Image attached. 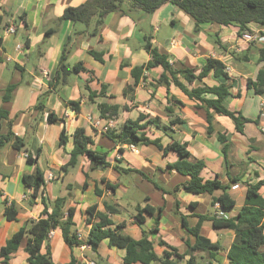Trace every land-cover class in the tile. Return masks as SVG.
<instances>
[{
	"label": "crops",
	"instance_id": "crops-1",
	"mask_svg": "<svg viewBox=\"0 0 264 264\" xmlns=\"http://www.w3.org/2000/svg\"><path fill=\"white\" fill-rule=\"evenodd\" d=\"M87 1L0 0V110H7L12 121L10 128L9 122H4L2 134L6 136L12 129L14 136L25 140L22 151L15 150L12 142L0 147V250L28 223L43 218L45 197L50 201L67 198L66 208L75 210L74 220L81 234L78 238L83 242L82 246L70 247L62 231L55 230L42 248V254L49 248L54 264H69L73 258L81 264L90 261L124 264L126 250L110 246L108 240L101 244L97 254L86 244L92 228L86 223V212L91 207L105 212L106 203L119 210L118 215L112 216L116 225H124L118 233L134 240H141L146 233L160 257L170 251L160 245V240L185 254L194 239L184 227L183 219L192 228L199 224V216L221 213L217 206H211L212 196L183 190L165 193L158 189L155 183L166 191H174L189 180L170 169V165L180 160L179 155L172 151L164 155L153 145H134L137 152H133L128 144L108 138L102 128L109 126V132L119 134L128 121L142 117L158 120L167 131L151 126L144 130L146 137L159 140L164 146L173 140L187 143L193 158L206 164L201 173L204 181L218 177L228 187L227 193L236 201V207L226 214L236 216L244 206L249 184L262 182L260 193L264 197V96L248 88V81H255L264 67L259 53L264 48V28L250 25V33L243 37L233 26L205 25L196 33L194 19L173 3L152 14L142 10L111 13L97 31L94 23L87 26L60 21L67 8L79 7ZM12 26L16 33L8 34L6 30ZM251 36L257 39L251 41L248 38ZM147 38L176 70L200 73L208 59L222 62L229 79L211 73L192 85L183 79L181 82L189 89L229 84L230 95L222 103L250 121L244 135L236 131L230 118L216 112H212L213 129L209 134L207 110L175 85L157 84L164 72L162 67L139 73L138 86L128 93L129 87L135 85L132 70L146 66L152 59L145 48ZM173 41L176 46H172ZM66 49V66L70 70L78 67L79 72L68 77L65 85H59L55 78ZM92 52L99 54L102 61ZM12 85L17 86L12 100L4 102V94ZM206 98L216 99V96ZM71 102L80 104V113L70 106ZM40 104L45 105L44 111L37 110ZM100 105L116 107L118 114L113 119H104ZM51 113L59 122H48ZM90 116L102 120L100 127L90 123ZM63 129L69 139L65 147L60 143ZM78 129L92 138L93 150L107 154L111 168L95 167L87 157L69 165L75 147L73 136ZM219 135L228 144L226 156ZM25 155L32 158L39 155L37 163H29ZM115 166L140 171L146 177L134 172L119 173ZM38 171L44 173L45 180L54 174L55 180L45 184L44 193L32 202V191L25 189L23 177ZM107 183L116 185V189L109 190ZM221 193L218 191L215 196ZM12 205L19 212L14 221L8 220L6 213ZM147 205L163 208L157 235L151 233L154 216L145 215L141 226L135 217L137 210ZM202 235L222 247L217 259L208 264H228L227 255L235 233L215 229L208 221L202 226ZM27 244L25 238L9 264H29ZM198 255L209 261L207 254ZM187 259L177 263L186 264Z\"/></svg>",
	"mask_w": 264,
	"mask_h": 264
},
{
	"label": "trees",
	"instance_id": "trees-1",
	"mask_svg": "<svg viewBox=\"0 0 264 264\" xmlns=\"http://www.w3.org/2000/svg\"><path fill=\"white\" fill-rule=\"evenodd\" d=\"M167 3H173L194 19L196 22V33L205 25L233 26L239 29V35L243 37L250 33V25L256 24L264 28V0H88L79 7L67 8L60 21L82 23L87 26L94 23L97 31L103 25L104 19L111 13L142 10L145 13L152 14ZM217 44L223 47L220 41ZM145 48L152 59L146 66L132 70L135 77V85L129 87L128 93L134 91V88L138 86L140 82L139 73H143L144 70L162 67L164 72L157 84H164L168 87L171 84L175 85L190 99L198 102L200 107L207 110L209 134H211L213 129L212 112H216L221 116L230 118L236 126V131L244 135L246 124L250 121L241 113L228 110L222 103L230 95L229 84L217 87L200 86L189 89L181 82V79H183L186 83L192 85L198 81H203L211 73H214L216 77L223 76L229 79L226 73V66L222 62L210 58L200 73L189 69L176 70L170 64L166 55L160 54L157 49L152 47L149 38H147ZM259 53L260 62L264 63V48L260 49ZM92 54L96 59L102 61V57L99 54L95 52H92ZM67 57L68 50L66 49L61 57L60 68L55 78L59 85H65L68 82V77L73 73L79 72L78 67L73 70L68 69L66 66ZM16 88L17 86L15 85L7 88L3 97L4 102L12 100L13 92ZM248 88L253 89L256 94L264 96V67L260 70L255 81H248ZM208 95L216 96V99L206 98ZM70 106L80 113V104L71 102ZM37 110L44 111L45 105H38ZM99 112L102 118L113 119L118 114V108L100 105ZM47 120L49 123L59 122L54 113L49 114ZM5 121L9 122L10 128L12 124L10 113L7 110H0V147L12 142L15 150L22 151L25 147L24 139L14 136L12 129L9 130L6 136L2 134ZM151 126L167 131L166 127H162L158 120H148L146 117H142L138 121H128L119 134L107 132L106 135L114 142L137 147L153 145L162 151L164 155H167L170 151L178 154L180 160L170 165V169L176 170L179 174L188 177L189 180L181 186H177L174 191H166L155 182L154 185L165 193H177L183 190L195 195H210L212 196L211 206L215 207L219 204L220 212L224 216H219L218 214L199 216V224L192 228L183 219L184 227L194 239V243L192 245L188 244V251L185 254H180L176 248L169 247L160 240V245L167 246L170 249V251H165L164 256L160 257L155 252L153 241L148 238L146 233H144V237L141 240H134L118 233L124 228V225H116L112 220V216L118 215L119 210L116 206L106 203L105 212L99 211L97 207H91L86 212V223L92 227L86 244L97 254L101 244L108 240L110 246L126 250L124 264H178V261L186 258H188L186 264H208L217 259L216 255L222 249L221 244L213 243L202 235V226L209 221L215 229H225L235 233V239L227 255L228 264H264V197L260 193L263 183L249 184L244 206L236 216L229 217L226 213H230L236 207V201L227 193L228 187L224 186L218 177L204 181L201 173L205 169L206 164L202 160L193 158L187 143L173 140L172 143L164 146L159 140L152 141L147 138L144 130ZM219 140L224 143L223 152L226 156L228 144L225 137L219 135ZM68 141L67 132L63 129L60 143L65 147ZM73 141L75 147L71 153L70 166L75 165L80 157H87L95 167H101L104 170L112 167L111 163L108 162L107 154L99 153L92 149V138L83 129H78L75 132ZM38 156L32 158L29 155V163H37ZM115 170L119 173L134 172L146 177L142 172L136 170H124L118 166H115ZM23 183L26 190L32 191L30 196L32 202H35L39 195L45 191V177L41 171L33 175H25ZM106 186L109 190L114 191L116 189V185L107 183ZM86 187L87 184L85 185ZM218 191L222 192L221 195L215 196ZM43 203L45 205L43 218L39 221L28 223L25 228L8 241L5 247L1 248L0 257L3 258L2 264H9L12 255L19 250L25 238H28L26 252L29 255V264H54L49 248L46 254H42V248L49 241L51 231L57 229L62 231L64 241L70 247L83 245V242L78 238L77 224L74 220L75 210L66 208L67 198L50 201L43 197ZM177 205L179 204L177 203ZM6 213L10 221L16 220L19 214L18 209L14 205L7 208ZM162 213L163 208L147 205L145 208L138 209L135 217L141 226L145 223V215L154 216L156 218L155 227L151 233L157 235V227L159 226ZM201 252L208 255L209 261L203 256L199 257L198 254ZM173 258H177V260L173 261ZM69 264L81 263L73 258Z\"/></svg>",
	"mask_w": 264,
	"mask_h": 264
},
{
	"label": "built area",
	"instance_id": "built-area-1",
	"mask_svg": "<svg viewBox=\"0 0 264 264\" xmlns=\"http://www.w3.org/2000/svg\"><path fill=\"white\" fill-rule=\"evenodd\" d=\"M6 32H7L8 34H15V33H16V28H14V27L12 26V27L8 28V29L6 30ZM248 38L251 39V41L257 39V37H252V36H251V37H248ZM172 46H176V41H173V42H172ZM18 49L21 50V49H22V46H19ZM88 119H89L90 123H91L92 125H94L95 127H100V125H101V123H102V120H101V119H94V118L91 117V116H90ZM102 131L105 132V133H107V132L110 131V127L107 126V127H105V128H102ZM262 131L264 132V129H263ZM128 147H129L133 152H137V150H136V148L134 147V145H128ZM25 157L27 158L28 155H25ZM53 180H55L54 174H49V176L47 177V180H45V184H49V183H51ZM216 206L219 208V204H217ZM218 215H219V216H224L222 213H218ZM53 235H54V231H51V233H50V235H49V238H52ZM78 237L80 238V237H81V234H78ZM87 264H96V263L93 262V261H90V262H88Z\"/></svg>",
	"mask_w": 264,
	"mask_h": 264
},
{
	"label": "rangeland",
	"instance_id": "rangeland-1",
	"mask_svg": "<svg viewBox=\"0 0 264 264\" xmlns=\"http://www.w3.org/2000/svg\"><path fill=\"white\" fill-rule=\"evenodd\" d=\"M74 74V73H73ZM240 201V200H239ZM241 202V201H240ZM203 256V255H202ZM207 256V255H206Z\"/></svg>",
	"mask_w": 264,
	"mask_h": 264
}]
</instances>
